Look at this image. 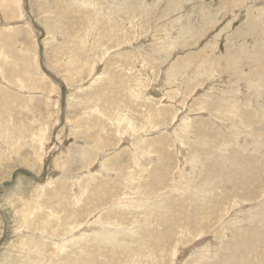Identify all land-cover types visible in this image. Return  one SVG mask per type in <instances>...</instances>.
<instances>
[{"label": "rangeland", "instance_id": "374dc122", "mask_svg": "<svg viewBox=\"0 0 264 264\" xmlns=\"http://www.w3.org/2000/svg\"><path fill=\"white\" fill-rule=\"evenodd\" d=\"M0 264H264V0H0Z\"/></svg>", "mask_w": 264, "mask_h": 264}]
</instances>
